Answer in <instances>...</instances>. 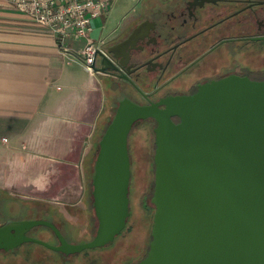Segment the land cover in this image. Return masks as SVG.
<instances>
[{"label":"water","instance_id":"obj_1","mask_svg":"<svg viewBox=\"0 0 264 264\" xmlns=\"http://www.w3.org/2000/svg\"><path fill=\"white\" fill-rule=\"evenodd\" d=\"M109 53L95 50L100 75L114 69ZM148 118L154 215L147 252L135 264H264V80L234 74L150 104L120 99L94 163L93 237L72 242L46 218L8 220L0 250L35 242L70 255L111 244L130 215L129 134ZM37 226L49 227L57 243L29 235Z\"/></svg>","mask_w":264,"mask_h":264},{"label":"crops","instance_id":"obj_2","mask_svg":"<svg viewBox=\"0 0 264 264\" xmlns=\"http://www.w3.org/2000/svg\"><path fill=\"white\" fill-rule=\"evenodd\" d=\"M161 1L139 0L135 8ZM115 29L99 37L100 45ZM90 33L60 44L24 12L0 0L2 196L60 211L70 223V237L90 222L88 182L112 107L103 76L77 60L79 51L95 41ZM79 41L83 44L72 46Z\"/></svg>","mask_w":264,"mask_h":264},{"label":"flooded vegetation","instance_id":"obj_3","mask_svg":"<svg viewBox=\"0 0 264 264\" xmlns=\"http://www.w3.org/2000/svg\"><path fill=\"white\" fill-rule=\"evenodd\" d=\"M100 47L110 51L114 69L102 76L122 94L117 104L124 97L150 104L192 94L233 74L264 80V0L140 4Z\"/></svg>","mask_w":264,"mask_h":264},{"label":"rangeland","instance_id":"obj_4","mask_svg":"<svg viewBox=\"0 0 264 264\" xmlns=\"http://www.w3.org/2000/svg\"><path fill=\"white\" fill-rule=\"evenodd\" d=\"M116 0L114 5L102 16L93 19L91 36L95 43L100 45L99 37L118 27L122 16L132 7L139 4V0ZM80 40V39H77ZM73 42L72 46L83 43ZM76 56V55H75ZM77 57V56H76ZM79 57V56H78ZM80 59V60H79ZM77 58L81 61V58ZM76 67V62H71ZM109 87L110 86H106ZM108 97L112 99L110 117L117 107L120 93L107 90ZM110 93V94H109ZM109 120V119H108ZM154 121L142 120L135 124L128 138L129 152L131 156L130 179V215L125 228L115 237L114 241L103 247L85 249L81 252L64 255L58 251L47 248L39 243L25 242L7 253L0 252V264H134L147 252L151 238L154 207L150 203L154 182ZM105 128V125H104ZM9 195L2 196L0 188V223L5 220L33 219L45 217L42 211L46 209L44 204H35L21 198L9 201ZM89 223L84 224L85 229L80 234H73L72 242H84L90 240L96 231V218L92 207L91 197L88 199ZM34 207L40 208L35 211ZM86 215V212H84ZM87 216H84V219ZM85 220H83V223ZM29 235L37 237L51 244L57 243V237L50 230L41 226L32 228Z\"/></svg>","mask_w":264,"mask_h":264},{"label":"built area","instance_id":"obj_5","mask_svg":"<svg viewBox=\"0 0 264 264\" xmlns=\"http://www.w3.org/2000/svg\"><path fill=\"white\" fill-rule=\"evenodd\" d=\"M24 12L31 23L53 36L60 44L69 37L88 35L93 29V19L102 16L111 0H5ZM101 45L88 42L79 57L85 67L94 73L92 64L96 48Z\"/></svg>","mask_w":264,"mask_h":264},{"label":"trees","instance_id":"obj_6","mask_svg":"<svg viewBox=\"0 0 264 264\" xmlns=\"http://www.w3.org/2000/svg\"><path fill=\"white\" fill-rule=\"evenodd\" d=\"M115 110H116V108H115ZM113 115H114V113H113ZM113 115L106 122L105 128L109 124V122L112 119ZM105 128H104V130H105ZM97 150H98V144H97ZM93 174H94V169L92 171V174H91V176L89 178V182H88V190H89V193L91 195H92V178H93ZM152 187H153V185H152ZM45 206H46V209L42 210L45 213V217H43V218L49 219V220L53 221L54 223H56L60 227V229L62 230L63 234L66 236V238L69 240L70 235L67 233V230H68L67 227L70 226L69 221L64 218L63 214L60 211L53 210V209L51 210L50 207L48 208L47 205H45ZM92 207H93V200H92ZM33 209H35V211H39V212L41 211V210H39L40 208H37V207H34ZM93 210H94V208H93ZM37 218H39V217H37ZM40 218H42V217H40ZM2 223H0V224H2ZM41 227L44 228V229H48V230H50L53 233V231L49 227H46V226H41ZM34 228H37V227H34Z\"/></svg>","mask_w":264,"mask_h":264}]
</instances>
